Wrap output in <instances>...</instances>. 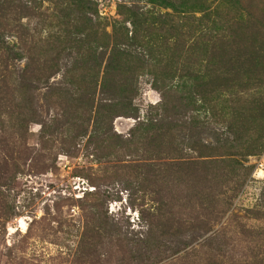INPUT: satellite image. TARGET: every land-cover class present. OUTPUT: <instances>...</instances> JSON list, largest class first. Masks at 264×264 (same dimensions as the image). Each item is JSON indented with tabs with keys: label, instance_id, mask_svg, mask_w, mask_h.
Wrapping results in <instances>:
<instances>
[{
	"label": "rangeland",
	"instance_id": "obj_1",
	"mask_svg": "<svg viewBox=\"0 0 264 264\" xmlns=\"http://www.w3.org/2000/svg\"><path fill=\"white\" fill-rule=\"evenodd\" d=\"M0 264H264V0H0Z\"/></svg>",
	"mask_w": 264,
	"mask_h": 264
},
{
	"label": "trees",
	"instance_id": "obj_2",
	"mask_svg": "<svg viewBox=\"0 0 264 264\" xmlns=\"http://www.w3.org/2000/svg\"><path fill=\"white\" fill-rule=\"evenodd\" d=\"M27 73V72H26ZM25 73V77H24V79H23V81H22V85H29L30 84V82H31V79L28 77V73L26 74Z\"/></svg>",
	"mask_w": 264,
	"mask_h": 264
}]
</instances>
